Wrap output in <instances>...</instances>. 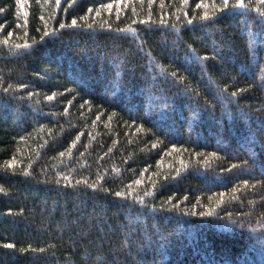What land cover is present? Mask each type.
Instances as JSON below:
<instances>
[{
  "label": "trees",
  "instance_id": "obj_1",
  "mask_svg": "<svg viewBox=\"0 0 264 264\" xmlns=\"http://www.w3.org/2000/svg\"><path fill=\"white\" fill-rule=\"evenodd\" d=\"M0 264H264V0H0Z\"/></svg>",
  "mask_w": 264,
  "mask_h": 264
}]
</instances>
